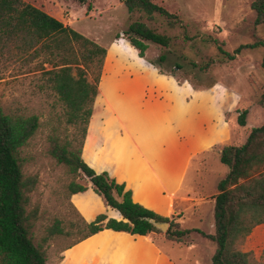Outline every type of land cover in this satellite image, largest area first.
Wrapping results in <instances>:
<instances>
[{
  "label": "rangeland",
  "instance_id": "rangeland-1",
  "mask_svg": "<svg viewBox=\"0 0 264 264\" xmlns=\"http://www.w3.org/2000/svg\"><path fill=\"white\" fill-rule=\"evenodd\" d=\"M24 1L42 8L108 50L83 146L84 159L98 169L107 168L121 178L127 177L135 185H140L137 178L148 173L147 163L155 159L163 167L169 160L180 167L182 161L177 162L174 142L167 136L164 125L152 119L154 114H148L149 107L188 132L180 140V150L189 156L178 200L212 198L215 203L218 183L229 171L220 160L222 148L242 144L254 127L264 123V110L259 102L264 85V48H244L235 59L229 60L222 57L212 41L219 39L226 50L233 52L240 45L264 38V24L255 25L252 0H153L181 19L176 28L170 29L162 17L144 18L152 28L177 38L175 53H168V61L162 67L152 62L166 52L163 47L150 43L141 57L123 34L132 19L139 17L137 14L131 19L123 0ZM210 58L215 60L207 72L190 66L191 61L201 64ZM43 68H52L43 55L25 53L16 43L5 45L0 53V103L6 112L40 117L41 127L22 150L24 172L39 176L32 193V203L41 214L33 230L34 241L46 251L48 264H70L69 260L82 259L97 240L82 241L68 250L65 248L78 239V232L43 242L46 227L57 217L67 214L71 219L78 218L70 205L72 195L69 196L68 185L73 176L48 152L50 134L56 132L66 139L73 137L76 129L66 122L64 106L55 92L46 87ZM181 96H186L183 108L176 106ZM245 109L247 124L242 126L238 116ZM200 145L205 146L196 151ZM76 181L87 189L90 186L85 177ZM142 195L141 186L136 189V197ZM94 199L98 198L92 192L78 194L73 196L72 203L89 216L96 207V204L90 207L89 201ZM171 219L178 222L177 217ZM191 224L200 223L194 220ZM200 230L214 233L215 219H205ZM161 231L154 233L157 239L166 238V232ZM172 242L179 243L178 249L185 255L199 257L203 264L209 260L212 263V254L208 257V250L201 245L210 243L215 248V243L198 231L186 236L183 242ZM190 244L198 248L191 252L184 247ZM239 248L251 252L258 264H264V224L257 225ZM180 250L171 251L180 257Z\"/></svg>",
  "mask_w": 264,
  "mask_h": 264
},
{
  "label": "trees",
  "instance_id": "trees-1",
  "mask_svg": "<svg viewBox=\"0 0 264 264\" xmlns=\"http://www.w3.org/2000/svg\"><path fill=\"white\" fill-rule=\"evenodd\" d=\"M123 1L131 19L139 14L123 34L141 57L145 56L150 43L163 47L166 52L152 62L162 67L168 61V53H175L177 38L152 28L144 18L162 17L170 29L176 28L181 19L153 0ZM251 5L256 12L255 25L264 24V0H252ZM212 41L222 57L229 60L235 59L244 48H264V38L240 45L233 52L226 50L219 39ZM8 43H16L25 53L43 55L45 62L52 64L51 69L43 68L45 85L55 92L64 106L66 122L76 129L71 138L63 139L56 132L49 135V154L73 176L68 185L69 196L87 190V186L76 181L85 177L105 204L123 217L119 220L101 213L93 221H87L70 201L78 218L71 219L67 214L57 217L46 227L43 242L57 235L78 232V239L65 248L69 249L105 228L141 235L162 232L146 219L152 217L170 223L165 233L169 240L183 242L194 231L212 240L215 243L212 264H258L252 253L243 251L239 245L257 225L264 224V123L254 127L242 144L222 148L220 160L229 171L219 181V192L215 196V232L181 228L175 220L135 202L132 190L127 189L125 183L118 182L108 171L97 172L83 157L107 48L24 0H0V53ZM214 60L210 58L201 64L191 61L190 66L207 72ZM259 102L264 110V85ZM247 116V109L239 114L240 125L247 124ZM40 127L39 115L6 112L0 103V264H48L46 251L36 244L33 235L41 217L39 207L32 203L39 176L24 172L22 156L23 148Z\"/></svg>",
  "mask_w": 264,
  "mask_h": 264
},
{
  "label": "crops",
  "instance_id": "crops-1",
  "mask_svg": "<svg viewBox=\"0 0 264 264\" xmlns=\"http://www.w3.org/2000/svg\"><path fill=\"white\" fill-rule=\"evenodd\" d=\"M185 97L186 96H181L182 100L180 103L176 102V106L183 108ZM148 109L150 111L148 112L150 116L154 114L152 119L164 125L165 129H167V136L174 142L177 162L179 159L182 161L180 167H177V164L174 165L173 160H169L167 166L163 167L158 163V159H155V162L147 163L149 171L146 175L144 174L140 177L137 175V183L140 185H135L133 182H130L127 177L121 178L119 175L113 174L107 168L98 169L91 163H87L97 172L108 171L118 182L125 183L126 188L132 190V197L135 202L142 204L159 215L169 218L177 217L178 222L183 228H200L203 230L204 220L210 217H212V219L214 218V199L200 198L197 201L192 200L189 202L179 201L177 198V194L182 189L183 182L188 172L189 155L187 156L184 151L182 152L180 150L182 149L180 140L187 135L188 132L181 128V124L174 125L172 122H169L165 116H161L158 112L153 111L149 107ZM215 139L221 140V137H216ZM204 146L205 145H200L196 148V151L202 149ZM133 176L135 177V175ZM141 186L144 189V195H142V198H138L136 197V189ZM90 192L96 194L98 198L89 201L90 207L96 204V207H93V214L88 216L84 214L82 210H79L87 221H93L97 215L101 213L119 220L123 218L118 210L105 204L102 197L93 190L91 182L86 191L72 194V202L73 196L78 194L85 195ZM194 220L199 221L200 224H191ZM211 225L213 227V223ZM93 238H96L97 241L89 247L84 257L78 260H69L70 264H203V259H198L199 257H195L190 253L185 255L178 249V246H180L179 243H173L166 238L157 239L154 233L141 235L105 228L84 241L93 240ZM202 244L201 246H204V248L208 250V252L205 251L208 253V257L209 254H213L215 248H213L212 244L205 242H202ZM166 245L169 246V249H167ZM201 246H199L200 249H202ZM184 247L194 252L198 248V245L196 247V244H190ZM172 249L180 250V252H182L180 257L174 256L171 251ZM64 259L66 260V258ZM208 264H210V260Z\"/></svg>",
  "mask_w": 264,
  "mask_h": 264
},
{
  "label": "water",
  "instance_id": "water-1",
  "mask_svg": "<svg viewBox=\"0 0 264 264\" xmlns=\"http://www.w3.org/2000/svg\"><path fill=\"white\" fill-rule=\"evenodd\" d=\"M147 220H149L151 223H153L157 228L163 230V231H167L170 223L166 222V221H157L155 218L152 217H146Z\"/></svg>",
  "mask_w": 264,
  "mask_h": 264
}]
</instances>
